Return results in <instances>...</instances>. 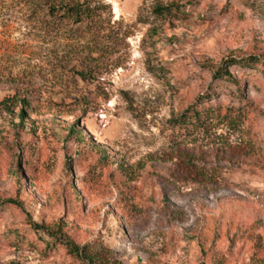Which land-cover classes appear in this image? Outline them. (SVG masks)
<instances>
[{
  "label": "rangeland",
  "instance_id": "obj_1",
  "mask_svg": "<svg viewBox=\"0 0 264 264\" xmlns=\"http://www.w3.org/2000/svg\"><path fill=\"white\" fill-rule=\"evenodd\" d=\"M263 63L264 0H0V264H264Z\"/></svg>",
  "mask_w": 264,
  "mask_h": 264
},
{
  "label": "trees",
  "instance_id": "obj_2",
  "mask_svg": "<svg viewBox=\"0 0 264 264\" xmlns=\"http://www.w3.org/2000/svg\"><path fill=\"white\" fill-rule=\"evenodd\" d=\"M75 5H76V7L68 9V11L66 13L70 18H75L77 21H80L86 15L87 16H91L89 8H84L83 9V6L78 5V4H75ZM231 62H239V63H242L244 66H256V65L260 64L262 61L260 59H258L257 57H250L249 59H242L240 61L234 59V60H231ZM263 65H264V63H263ZM218 72L222 73V76H220V74H219L220 77H226V76L231 77V75L227 72L226 69H219ZM0 104L3 105V106H7L8 105V103H6L5 101L1 102ZM26 114H27V112L25 110H22L21 116L24 117ZM203 116H204L203 112L196 111V112L190 114V116H188V115L185 116L184 115L182 120L187 121L188 118L189 119L195 118L196 120L200 121L203 118ZM8 205L21 206V203L18 200H16V199H9V200H6V201H1V199H0V208H2L3 206H8ZM34 226L36 228H41L39 225H36V224ZM65 244H66L67 247H72V248L73 247H78L71 240H67L65 242Z\"/></svg>",
  "mask_w": 264,
  "mask_h": 264
}]
</instances>
